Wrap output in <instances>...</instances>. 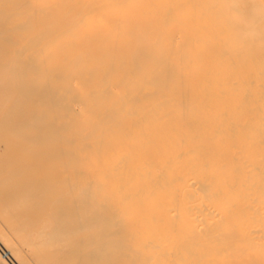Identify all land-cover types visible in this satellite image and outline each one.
<instances>
[{
  "label": "bare ground",
  "instance_id": "bare-ground-1",
  "mask_svg": "<svg viewBox=\"0 0 264 264\" xmlns=\"http://www.w3.org/2000/svg\"><path fill=\"white\" fill-rule=\"evenodd\" d=\"M121 3L134 7H81ZM88 12L97 30L85 34L75 21ZM37 49L56 68L44 100L60 114L57 131L114 150V174L145 190L127 225L141 241L136 259L264 262V0H0V98L7 88L15 101L11 121L0 110V218L11 213L17 224L5 228L36 254L76 223L70 213L40 234L14 207L25 189L5 165L18 152L6 124L32 94L17 79L20 54ZM87 109L93 120L76 125ZM7 235L0 264H28ZM111 236L85 239L82 252L105 256Z\"/></svg>",
  "mask_w": 264,
  "mask_h": 264
},
{
  "label": "snow or ice",
  "instance_id": "snow-or-ice-1",
  "mask_svg": "<svg viewBox=\"0 0 264 264\" xmlns=\"http://www.w3.org/2000/svg\"><path fill=\"white\" fill-rule=\"evenodd\" d=\"M81 7L129 8L134 5L84 4ZM105 22L111 23L110 20ZM75 23L85 34L97 30L94 12L80 16ZM20 55L17 79L24 82L32 94L25 99L22 109L15 110V122L6 124V135L15 139L18 152L14 160L6 155L5 165L16 168L17 184L25 189V194L15 202V210L40 234L51 231L70 213L76 221L70 233L74 238H98L104 235V230L112 233L102 259L37 260L36 264H145L135 258L141 246L139 234L127 227L138 219L136 210L143 205L145 190H127L122 178L114 174L110 167L114 150L105 148L101 152L99 147L80 140L75 134L61 135L57 131L60 114L44 100V92L52 86L56 68L43 49ZM14 105L13 96L6 88L0 98V110L9 121ZM29 116L33 123H22ZM94 116L91 109L84 110L77 114L75 124L86 125ZM40 129L45 131L44 138L33 139Z\"/></svg>",
  "mask_w": 264,
  "mask_h": 264
},
{
  "label": "rangeland",
  "instance_id": "rangeland-1",
  "mask_svg": "<svg viewBox=\"0 0 264 264\" xmlns=\"http://www.w3.org/2000/svg\"><path fill=\"white\" fill-rule=\"evenodd\" d=\"M16 179V177L14 178ZM20 195V194H19ZM19 215V214H18ZM13 223V224H12ZM15 225V218L12 219V214H8V218L6 221H3L0 218V229L6 232L10 240H12L14 245L18 247L20 256L22 257L23 261L27 262L28 264H36L37 260H61V261H85V260H92V259H102L104 258L103 252L99 253L96 258L91 257L88 253L82 252L83 249L87 248V241L85 239L81 238H74L72 235H70L69 238H62L59 239V231L55 233L56 236L53 237V242H45L44 243V249L41 252L31 253V250H28L26 243L19 240L20 238L17 236L16 233H22L21 230H18V232L14 233L12 230V233L8 231L5 228V225ZM61 223H58L54 226L53 231L60 230ZM24 226V223L21 225ZM76 226V223H70L69 230H71V233L73 232L74 228ZM20 225L18 226V228ZM18 241L19 243H17Z\"/></svg>",
  "mask_w": 264,
  "mask_h": 264
}]
</instances>
